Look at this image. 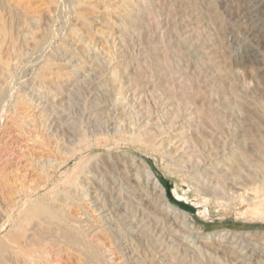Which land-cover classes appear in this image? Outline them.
Masks as SVG:
<instances>
[{"label":"rangeland","instance_id":"374dc122","mask_svg":"<svg viewBox=\"0 0 264 264\" xmlns=\"http://www.w3.org/2000/svg\"><path fill=\"white\" fill-rule=\"evenodd\" d=\"M0 1V83L15 85L0 122V264L14 261L11 237L39 249L25 240L43 222L22 209L66 191L64 225L98 264H264V0ZM142 163L173 208L148 203ZM23 184L38 188L15 206ZM62 247L54 260L84 264Z\"/></svg>","mask_w":264,"mask_h":264},{"label":"bare ground","instance_id":"6f19581e","mask_svg":"<svg viewBox=\"0 0 264 264\" xmlns=\"http://www.w3.org/2000/svg\"><path fill=\"white\" fill-rule=\"evenodd\" d=\"M7 1V0H6ZM10 1V0H9ZM8 1V2H9ZM12 1V0H11ZM60 1V0H59ZM1 2V1H0ZM3 2V1H2ZM66 2V1H65ZM64 2V3H65ZM4 3V2H3ZM2 3V4H3ZM23 3V2H22ZM61 3H63V1L61 2ZM1 4V5H2ZM5 5H6V3H5ZM24 5V4H23ZM63 5V4H62ZM4 6V5H3ZM3 6H1L2 8H3ZM18 6H20L19 4H18ZM65 6V5H64ZM25 7V6H24ZM59 7L61 8V6L59 5ZM9 7H7L6 9H8ZM13 8V7H12ZM19 8V7H18ZM59 8V9H60ZM66 8H67V5H66ZM65 8V9H66ZM109 8V7H108ZM6 9H4V11L6 10ZM22 9V8H21ZM25 9V8H24ZM65 9H64V11H65ZM63 10V9H62ZM69 10V9H68ZM8 11V10H7ZM27 11V10H26ZM58 11H60V10H58ZM16 12V11H15ZM25 12V11H24ZM28 12V11H27ZM62 12V11H61ZM16 13H18V12H16ZM35 13V12H34ZM65 13V12H64ZM15 14V13H14ZM25 14V13H24ZM59 14V13H58ZM7 15V14H6ZM16 15V14H15ZM18 15V14H17ZM29 15V14H28ZM31 15V14H30ZM41 15V14H40ZM233 15V14H232ZM5 17V16H4ZM3 17V18H4ZM29 17V16H28ZM27 17V18H28ZM52 17V16H51ZM9 18V17H8ZM36 18V17H35ZM20 20H21V18H19ZM3 21V20H2ZM6 21V20H5ZM5 21H3V23L5 22ZM24 21V20H23ZM29 21V20H28ZM27 21V22H28ZM52 22V21H51ZM6 23V22H5ZM10 23V22H9ZM63 23V22H62ZM1 24V23H0ZM17 24V23H16ZM15 24V26H17ZM23 24V23H22ZM5 25V24H4ZM19 25H20V23H19ZM31 25V24H30ZM8 26H9V24H8ZM1 28L3 27L2 26V24H1V26H0ZM4 28H6V27H4ZM24 28V27H23ZM35 28V27H34ZM9 29V28H8ZM17 29V28H16ZM22 29V28H21ZM1 31V30H0ZM1 34L3 33V28H2V32H0ZM16 33V32H15ZM66 33V32H65ZM0 34V35H1ZM23 34V33H22ZM21 34V35H22ZM49 34V33H48ZM54 34V33H53ZM50 35V36H54V35ZM49 35H47V36H49ZM2 36V35H1ZM4 36H5V34H4ZM23 36V35H22ZM26 36V35H25ZM15 37V36H14ZM45 38H47V40H48V38L49 37H46V35H45ZM51 38L52 37H50V40H51ZM6 39V38H5ZM4 38H3V40H5ZM40 39H42V38H40ZM44 39V38H43ZM49 40V41H50ZM8 41H9V39H8ZM43 41H46V39L45 40H43ZM53 41V40H52ZM51 41V42H52ZM17 42V41H16ZM47 42V41H46ZM46 42H44V43H46ZM2 43H3V41H2ZM4 43H5V41H4ZM12 43V42H11ZM41 43H43L42 42V40H41ZM40 43V45H42ZM38 44V46H36ZM48 44H50V42L48 43ZM16 45V44H15ZM33 45H35V43H33ZM36 45H35V47H36V49H34V50H36L37 51V47H39V43L37 42L36 43ZM51 46H52V44H50ZM3 46V45H2ZM1 46V47H2ZM6 46V45H5ZM45 46V45H44ZM49 46V45H48ZM3 48V47H2ZM41 48H43L42 50H40L39 52H43V53H41V54H44V51H46V49H47V43H46V46L45 47H43V46H41ZM41 48H39V49H41ZM1 49V48H0ZM11 49V48H10ZM48 49H49V47H48ZM5 50V49H4ZM32 50V49H31ZM1 51V50H0ZM3 51V50H2ZM12 51V50H11ZM24 51H25V49H24ZM33 51V50H32ZM31 52V51H30ZM34 52V51H33ZM9 53V52H8ZM12 53V52H11ZM37 53V52H36ZM12 55V54H11ZM21 55V54H20ZM23 55V54H22ZM30 55H31V53H30ZM28 56H29V54H28ZM32 56H34V54H32ZM37 56V55H36ZM40 56V55H39ZM27 57V56H26ZM21 58H22V56H21ZM21 58L19 59V62H20V60H21ZM29 57H27V59H28ZM38 59V58H37ZM1 60H3V59H1ZM0 60V61H1ZM8 60H10V59H8ZM17 60H18V57H17ZM31 60V59H30ZM27 61V60H26ZM2 62V61H1ZM0 62V65L1 64H3V63H1ZM5 62V61H4ZM9 62V61H8ZM13 62V61H12ZM18 62V63H19ZM40 62V61H39ZM38 62V63H39ZM44 64V63H43ZM47 64V63H46ZM4 65V64H3ZM45 65V64H44ZM2 66V65H1ZM5 66V67H4ZM3 66V68H4V70H5V68L6 67H9L8 66V64H6L5 63V65ZM11 66V65H10ZM19 66V65H18ZM47 66V65H46ZM46 66H44V67H46ZM20 67V66H19ZM43 67V66H42ZM1 69V68H0ZM7 69H9V68H7ZM9 70H7V72H8ZM39 73H43L44 71H38ZM0 73H2V72H0ZM9 73H11L10 71H9ZM32 73V72H31ZM38 74V73H37ZM36 74V75H37ZM44 74V73H43ZM39 75V74H38ZM11 76H12V74H11ZM41 76H42V74H41ZM5 77V76H4ZM3 77V78H4ZM15 77V76H14ZM39 77H40V75H39ZM44 77V75L41 77V79ZM0 78L2 79V77H1V75H0ZM36 78H38V77H36ZM16 80V79H15ZM4 81V80H3ZM6 81H8V80H6ZM12 81V80H11ZM42 81V80H41ZM17 82V81H16ZM15 82V83H16ZM5 83H7V82H4V83H0V105L2 106L1 108H0V122H1V120H3V112L6 110V106L4 105L3 106V103H5V102H7V101H9L10 99H11V97H12V93H13V91H14V87H15V85H14V87L13 86H11V84H13V81L10 83V81H9V85L8 84H6V86L4 85ZM262 94V93H261ZM10 102V101H9ZM22 104V103H21ZM18 106V105H17ZM19 108V107H18ZM8 109V108H7ZM9 110V109H8ZM6 112H7V110H6ZM259 120V119H258ZM21 122V121H20ZM3 123V122H2ZM40 126H41V124H39ZM13 127V126H12ZM254 127V126H253ZM23 128H25L24 126L22 127V129ZM18 129V128H17ZM26 129V128H25ZM37 129V128H36ZM35 129V130H36ZM250 129V128H249ZM254 129V128H253ZM252 129V130H253ZM40 132V131H39ZM100 132V131H99ZM45 133V132H44ZM264 133V132H263ZM121 134V133H120ZM146 134V133H145ZM95 135V134H94ZM148 135V134H147ZM38 136V135H37ZM141 136V135H140ZM146 136V135H145ZM41 137V136H40ZM44 137H46V136H44ZM36 138V137H35ZM39 138V137H38ZM141 138V137H140ZM150 138V137H149ZM44 139V138H43ZM42 139V140H43ZM49 139V138H48ZM151 139V138H150ZM50 140V139H49ZM48 140V141H49ZM148 140V139H147ZM46 141V140H45ZM41 142V141H40ZM142 142V141H141ZM143 142H144V140H143ZM48 143V142H47ZM146 143H147V141H146ZM42 144H43V141H42ZM144 144V143H143ZM264 144V143H263ZM52 145V144H51ZM154 145V144H153ZM46 146H48V144L46 145ZM264 146V145H263ZM154 147V146H153ZM258 149V148H257ZM53 149H51V151H52ZM255 150H256V148H255ZM61 152V151H60ZM63 154V153H62ZM74 155V154H73ZM75 156H71L70 158H68L66 161H65V163H67L68 161H70V159H72V158H74ZM233 157V156H232ZM236 158V157H235ZM89 159V158H88ZM135 159H136V157H135ZM135 159H133L132 160V162H134V160ZM138 159V158H137ZM120 161V160H119ZM236 161V160H235ZM234 162V161H233ZM249 162V161H248ZM85 163H87V162H85ZM147 163V162H146ZM105 164V163H104ZM35 166H36V164H34ZM64 165V164H63ZM109 165V164H108ZM119 165V164H118ZM117 165V166H118ZM140 165V164H139ZM33 166V165H32ZM84 166V165H83ZM92 166V165H91ZM110 166V165H109ZM142 166L144 167V173L146 174V176H147V178H148V184H149V182L151 183V185H152V191L151 192H148L146 195H147V200H148V203H150V202H152V201H154V204H155V206H154V208H156V207H160V209H165V208H167L168 207V209L169 208H173L170 204H169V201L167 200V198H166V196H165V191H164V187L162 186V184L160 183L161 181L160 180H158V178H156L155 176H154V174H153V172H152V170L150 169V167L149 166H147L146 164H144V163H142ZM142 166L140 165L139 167H141V170H143L142 169ZM240 166V165H239ZM111 167V166H110ZM116 167V166H115ZM234 168H235V166H233ZM232 167V168H233ZM56 168V167H55ZM60 168V167H59ZM114 168V167H113ZM231 168V167H230ZM7 169V168H6ZM35 169H37V166L35 167ZM34 169V170H35ZM79 169H80V167H79ZM237 169V168H236ZM50 169H46V171H49ZM55 170V169H54ZM53 170V171H54ZM58 170V169H57ZM140 170V171H141ZM232 170V169H231ZM230 170V171H231ZM2 171H3V169H2ZM59 171V170H58ZM237 170H235V172H236ZM1 172V171H0ZM35 172H36V170H35ZM38 172V171H37ZM36 172V173H37ZM41 172V171H40ZM83 172V171H82ZM262 173H263V171H261ZM5 173V172H4ZM7 173V172H6ZM35 173V174H36ZM42 173H45V172H42ZM47 173V172H46ZM51 173V172H50ZM3 174V173H2ZM1 174V175H2ZM38 174H40L39 172H38ZM48 174V173H47ZM264 174V173H263ZM44 175V174H43ZM53 175V174H52ZM40 176V175H39ZM38 176V177H39ZM135 176V175H134ZM143 176V175H142ZM236 176V175H235ZM34 177V176H33ZM45 177H46V179H47V183L48 182H50V180H51V178H52V176L50 177V176H48V175H46L45 174ZM81 177V176H80ZM83 177V176H82ZM81 177V178H82ZM261 177H262V175H261ZM36 178H37V176H36ZM35 178V179H36ZM40 178V177H39ZM42 178V177H41ZM80 178V179H81ZM35 179H33V180H35ZM43 179H44V177H43ZM261 179V178H260ZM23 180V179H22ZM22 180H20V181H22ZM38 180V179H37ZM138 180V179H137ZM145 180H146V178H145ZM263 180V179H262ZM12 181V180H11ZM39 181V180H38ZM41 181H42V179H41ZM40 181V182H41ZM135 181V180H134ZM12 182H14V181H12ZM18 182V181H17ZM25 182V181H24ZM23 182V183H24ZM46 182V181H45ZM4 183V182H3ZM19 184L20 183H22V182H18ZM41 183H43L44 184V180H43V182H41ZM40 183V184H41ZM5 184H6V182H5ZM38 184H39V182H38ZM77 184H78V182H77ZM8 186H9V184H7ZM13 185V184H12ZM25 184H23V187H22V189H18V193H19V197L17 198V199H20V200H17V201H19V202H16V203H14V196H15V193H17V192H13V191H10V190H8L9 192H12L13 194H14V198H13V200L12 199H9V200H11L12 201V204L14 203L15 204V206H17V205H20L19 203H21V202H23L25 199H28L29 197H31L33 194H34V191H36L35 189L36 188H38V187H36L35 186V189H34V191H32L31 189H29V188H27V186L25 187L24 186ZM42 185V184H41ZM40 185V186H41ZM74 185V184H73ZM254 185V187H255V185L256 184H253ZM262 185V184H261ZM264 185V184H263ZM2 186V185H1ZM22 186V185H21ZM39 186V187H40ZM136 186H138V185H136ZM148 186H150V185H148ZM257 186H258V184H257ZM256 186V188H258ZM4 187V186H3ZM7 187V186H6ZM11 187V186H10ZM14 187V186H13ZM20 187V186H19ZM45 187V185H43L41 188H44ZM75 187V186H74ZM80 187V186H79ZM260 187V186H259ZM17 187H15V189H16ZM67 188V187H66ZM124 188V187H123ZM251 188V189H250ZM250 188H248V190L250 189L251 191H249V192H253L254 191V194H255V196L259 193L257 190L258 189H256V188H254V190H252V186L250 187ZM7 189V188H6ZM33 189V188H32ZM71 189V188H70ZM76 189V188H75ZM1 190V189H0ZM31 190V191H30ZM60 190V189H59ZM69 190V189H68ZM72 190H74V189H72ZM122 190V189H121ZM120 190V191H121ZM142 190V189H141ZM61 191H64V189L63 190H61ZM61 191H59V192H61ZM119 191V192H120ZM138 191H140V190H138ZM137 191V192H138ZM246 191V190H245ZM262 191V193H263V196H264V188L261 190ZM8 192V193H9ZM83 192V191H82ZM142 192V191H141ZM145 192V191H144ZM248 192V193H249ZM12 193H11V195H12ZM41 193V192H40ZM64 193V192H63ZM72 193H74V192H72ZM72 193L71 192H65V194L63 195V197L62 196H60L59 198H58V196L59 195H62L61 193H58V196H57V194L54 196V198H53V200L55 201V202H53V201H51V202H49V204L45 201V200H43V198H42V200H37V203H36V201L34 202V203H36V205H34V206H32V208H30V209H27V208H25V209H27V210H25L23 207V209L22 210H24L23 211V213L26 211V216H27V218H29V219H33V221H35V219L36 220H39V221H41V222H43L44 223V225H45V223L46 224H49L50 225V227L47 225V227L46 226H43V223H37L36 224V226L33 228V232L32 233H30L31 234V237L29 236V232L27 231V233H26V231H25V233L26 234H28V236L29 237H27V240H25V241H28V240H31L30 242H33V241H37L38 239H39V242H37L36 243V245H38L39 246V249L38 250H36V249H34L33 247L34 246H32V249L33 250H31V248H30V246H29V248H30V250H25V251H23V252H21L20 251V249H19V251H18V248L16 249V247H14V244L17 242V241H15V239H14V241H13V238L11 237L10 239H12L11 241H12V243L10 244L11 245V258H13L14 259V261L12 262V263H10V264H20L22 261H20L19 260V255L21 254V256H23L25 259V264H62L61 262H57L56 261V259L54 260V258H53V256H52V251H54L55 252V249H58L57 250V252H63L64 251V249H63V247L61 248V245H64L65 247L67 246L68 248H70V249H73V250H75L76 251V253L77 252H79L80 253V255H78L80 258H81V262H83L84 261V264H98L99 262L97 261L98 259H97V255L95 254L96 252H98V251H96L95 252V250H94V245H93V247L92 246H89V244L91 243H86V241H84L85 239H78V238H76L75 237V235H77V234H74V236L73 235H71L69 232V230L67 229V227L64 225V222H65V213L63 212L64 210H63V208H64V206H65V204H68V203H70V201H72V197L74 196V194L72 195ZM31 194V195H30ZM39 194V193H38ZM53 194V192H51L50 193V195H52ZM80 194V193H79ZM168 194V193H167ZM260 194H261V192H260ZM5 195V194H4ZM17 195V194H16ZM40 195V194H39ZM248 195V194H247ZM37 196V195H36ZM43 196V195H42ZM41 196V197H42ZM45 196V195H44ZM75 196H76V193H75ZM79 196V195H78ZM6 197V196H5ZM4 197V198H5ZM40 197V196H39ZM85 197V196H84ZM247 197V196H246ZM11 198V197H10ZM45 198V197H44ZM80 198V197H79ZM83 198V197H82ZM81 198V199H82ZM110 198V197H109ZM164 198H165V200H164ZM251 197L249 196V199H250ZM255 198H257V196L255 197ZM37 199V198H36ZM39 199V198H38ZM41 199V198H40ZM74 199V201L77 199H75V198H73ZM96 199V198H95ZM142 199V198H141ZM155 199V200H154ZM4 200V199H3ZM8 200V201H9ZM50 200H52V199H50ZM50 200H48V201H50ZM99 200V199H98ZM104 200V199H103ZM146 200V201H147ZM28 201V200H27ZM33 201V200H32ZM31 201V202H32ZM78 201H80L79 199H78ZM96 201V200H95ZM144 201V200H143ZM5 202V201H4ZM56 203V204H58V207H59V209L56 207V206H53V204L52 205H50V203ZM166 202V203H165ZM9 203V202H8ZM25 203V202H24ZM23 203V205H25ZM72 203V202H71ZM74 203V202H73ZM99 203V202H98ZM109 203V202H108ZM171 203V202H170ZM13 204V205H14ZM28 204V203H27ZM30 204V203H29ZM144 204H146V203H144ZM152 204V203H151ZM167 204L169 205V206H167ZM12 205V206H13ZM9 206H10V204H9ZM30 206V205H29ZM67 206V205H66ZM262 206V205H261ZM3 207V206H2ZM6 207V206H5ZM11 207V206H10ZM9 207V208H10ZM25 207V206H24ZM70 207V206H69ZM115 207V206H114ZM153 207V206H152ZM13 208H14V206H13ZM17 208V207H16ZM15 208V209H16ZM66 208V210H67V207H65ZM75 208V207H74ZM79 208V207H78ZM1 209V208H0ZM3 210V209H2ZM4 210H5V212H6V209L4 208ZM9 210V209H8ZM12 210V209H11ZM69 210V209H68ZM174 210H176V208L174 209ZM161 211V210H160ZM68 212V211H67ZM176 212H178L177 214L178 215H176V217H173L176 213H172L171 215H170V217H171V219H175V220H177V219H179L180 217H179V214H181L178 210H176ZM22 212H21V214H23ZM72 213V212H71ZM6 214H8V211H7V213H5L4 215H6ZM10 214H11V212H10ZM122 214V213H121ZM163 214V213H162ZM3 215V216H4ZM9 215V214H8ZM8 215H6V216H8ZM20 215V214H19ZM18 215V216H19ZM85 215V214H84ZM185 215V214H184ZM2 216V217H3ZM6 216H4L5 217V219H6ZM23 217H24V215H22ZM186 216V215H185ZM241 216V215H240ZM248 218L250 217L249 215H246ZM20 217H21V215H20ZM68 217V216H67ZM182 217V216H181ZM244 217V216H243ZM242 217V218H243ZM16 218H18V217H16ZM15 218V219H16ZM22 218V217H21ZM20 218V219H21ZM70 218V217H69ZM244 218H246V217H244ZM247 218V219H248ZM4 220V218H1V220ZM22 219H25V218H22ZM250 219V218H249ZM252 219H254L253 217L251 218V220ZM2 220V221H3ZM7 220V219H6ZM12 220V219H11ZM67 220V219H66ZM2 221L0 222V223H2ZM18 221H22V220H19L18 219ZM33 221H32V224L33 225H35L34 223H33ZM70 221H71V219H70ZM73 221V220H72ZM7 222V221H6ZM23 223H24V221H22ZM21 222V223H22ZM25 222H26V220H25ZM28 222H29V220H28ZM66 222H68V221H66ZM77 222V221H76ZM5 223V222H4ZM16 223V222H15ZM14 223V224H15ZM71 223V222H70ZM78 223V222H77ZM17 224L19 225L20 223H18L17 222ZM66 224V223H65ZM3 225V224H2ZM1 225V226H2ZM17 225V226H18ZM25 225H27V224H25ZM30 225H31V223H30ZM29 225V226H30ZM67 225H68V223H67ZM186 225V224H185ZM28 226V227H29ZM15 227H16V225H15ZM14 227V228H15ZM32 227V226H31ZM46 227V228H45ZM70 227H71V225H70ZM19 227H17V232H16V234H18V230H20V229H18ZM16 229V228H15ZM22 229V228H21ZM31 229V228H30ZM73 229V228H72ZM26 230H29V229H26ZM32 230V229H31ZM54 230H58V235H60V231L63 233V235H61L62 237H63V239L62 240H60V239H58L59 237H54V236H52L51 235V233L52 234H54L53 233V231ZM69 232H68V231ZM15 231V230H14ZM74 231H75V228H74ZM21 232H22V230H21ZM21 232L19 233V234H21ZM79 232V228H78V231H77V233ZM15 233V232H14ZM57 233V232H56ZM61 233V234H62ZM81 233V232H80ZM82 234V233H81ZM80 234V235H81ZM13 235V234H12ZM83 235H85V234H82L81 236H83ZM27 236V235H26ZM78 236V235H77ZM7 237V236H6ZM16 236H14V238H15ZM19 237H20V235H19ZM24 237V236H23ZM78 237H80V236H78ZM8 238V237H7ZM85 238V237H84ZM18 239V238H17ZM16 239V240H17ZM10 241V240H9ZM7 243V242H6ZM10 243V242H9ZM19 243H21L20 241H19ZM16 244H18V242L16 243ZM27 244V243H26ZM2 245H5V244H2ZM2 245H0V260H2V258L3 257H6V255H4L3 257H2V252H3V250H4V248H3V246ZM8 245V244H7ZM22 245H23V243H22ZM25 245V244H24ZM30 245V244H29ZM33 245V244H32ZM92 245V244H91ZM6 246V245H5ZM16 246V245H15ZM21 246V245H20ZM9 247V246H8ZM18 247V246H17ZM23 247V246H22ZM26 247V246H25ZM24 247V248H25ZM36 247V246H35ZM23 248V249H24ZM37 248V247H36ZM48 248H52V249H54V250H52V249H50V251H48V252H46V250H48ZM86 248H87V250H86ZM23 249H21V250H23ZM7 250V247H6V249H5V252H7L6 251ZM68 250V249H67ZM98 250V249H97ZM72 251V250H71ZM153 251V250H152ZM54 252H53V254H54ZM69 252V251H68ZM68 252H67V254H68ZM56 253V252H55ZM23 254V255H22ZM60 255V254H59ZM56 256V254L54 255V256H56L57 258H59V257H61V256ZM99 255V254H98ZM103 255V254H102ZM51 256H52V258H51ZM2 257V258H1ZM67 257V256H66ZM69 257H70V253H69V255H68V259H69ZM76 257V256H75ZM78 257V258H79ZM9 258V257H8ZM62 258H64V257H62ZM80 258H79V260H80ZM4 259V258H3ZM67 259V258H66ZM97 259V260H96ZM154 259V258H153ZM9 260V259H8ZM23 260V261H24ZM54 260V261H53ZM58 260V259H57ZM63 260V259H62ZM78 260V259H77ZM60 261V260H59ZM64 261V260H63ZM5 262V261H4ZM65 262H67V261H65ZM70 262V261H69ZM98 262V263H97ZM68 263V262H67ZM22 264V263H21ZM24 264V263H23ZM79 264H82V263H79ZM103 264V263H102ZM105 264V263H104Z\"/></svg>","mask_w":264,"mask_h":264}]
</instances>
